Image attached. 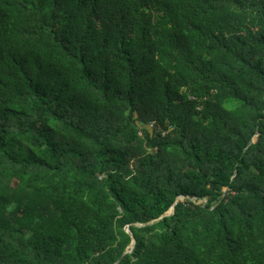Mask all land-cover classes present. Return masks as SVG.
Instances as JSON below:
<instances>
[{"label":"trees","instance_id":"trees-1","mask_svg":"<svg viewBox=\"0 0 264 264\" xmlns=\"http://www.w3.org/2000/svg\"><path fill=\"white\" fill-rule=\"evenodd\" d=\"M131 245L264 264V0H0V264Z\"/></svg>","mask_w":264,"mask_h":264},{"label":"water","instance_id":"water-1","mask_svg":"<svg viewBox=\"0 0 264 264\" xmlns=\"http://www.w3.org/2000/svg\"><path fill=\"white\" fill-rule=\"evenodd\" d=\"M204 203L206 204V200L204 201ZM174 211H175V205H174V206H173V207H172L167 213H165L164 215H162L160 218L155 219V220H152V221H150V222H148V223H146V224H144V225L152 224V223H154V222L160 220V219H161L162 217H164V216H167V215H171V214H173ZM137 226H142V224H137ZM126 230H127L129 233L133 234V232L131 231L130 227H127ZM133 246H134V245L129 246V248H128L125 252H123V254L118 258L116 264H119V263L121 262V258H122L123 255L127 254L128 252L133 251Z\"/></svg>","mask_w":264,"mask_h":264},{"label":"built area","instance_id":"built-area-1","mask_svg":"<svg viewBox=\"0 0 264 264\" xmlns=\"http://www.w3.org/2000/svg\"><path fill=\"white\" fill-rule=\"evenodd\" d=\"M148 127L151 131L153 132H161L163 135H165L167 133V131L156 121L152 120L150 121V123L148 124Z\"/></svg>","mask_w":264,"mask_h":264},{"label":"rangeland","instance_id":"rangeland-1","mask_svg":"<svg viewBox=\"0 0 264 264\" xmlns=\"http://www.w3.org/2000/svg\"><path fill=\"white\" fill-rule=\"evenodd\" d=\"M231 105H232V104H231ZM231 105H230V106H231ZM33 200H36L37 202L39 201L37 197H32V198H30V199H27L25 204H31V203L33 202ZM39 204H41V203L36 204V206H37L38 208H43V207H42L41 205H39Z\"/></svg>","mask_w":264,"mask_h":264}]
</instances>
